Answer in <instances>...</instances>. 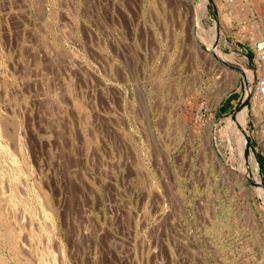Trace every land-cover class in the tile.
<instances>
[{
    "label": "rangeland",
    "instance_id": "374dc122",
    "mask_svg": "<svg viewBox=\"0 0 264 264\" xmlns=\"http://www.w3.org/2000/svg\"><path fill=\"white\" fill-rule=\"evenodd\" d=\"M262 37L264 0H0V264H264Z\"/></svg>",
    "mask_w": 264,
    "mask_h": 264
},
{
    "label": "bare ground",
    "instance_id": "6f19581e",
    "mask_svg": "<svg viewBox=\"0 0 264 264\" xmlns=\"http://www.w3.org/2000/svg\"><path fill=\"white\" fill-rule=\"evenodd\" d=\"M34 1V0H33ZM41 1V0H40ZM30 4V3H29ZM255 6H256V3H255ZM257 6H259V5H257ZM256 6V7H257ZM215 7V6H214ZM259 7H261V6H259ZM232 8V7H231ZM258 8V7H257ZM231 10V9H230ZM240 11V10H239ZM238 12V11H237ZM236 12V13H237ZM241 15V14H240ZM231 20V19H230ZM52 26V25H51ZM52 28V27H51ZM62 28V27H61ZM63 29V28H62ZM257 29V28H256ZM259 33V32H258ZM261 33V32H260ZM251 34V33H250ZM262 34V33H261ZM261 37V36H260ZM261 39V38H260ZM44 42V41H43ZM42 42V43H43ZM46 42V41H45ZM46 45V44H45ZM29 47V46H28ZM40 47V46H39ZM214 49V48H213ZM219 51V50H218ZM56 52H58V51H56ZM220 52V51H219ZM51 53V52H50ZM218 55V54H217ZM231 55V54H230ZM232 57V56H231ZM228 58V57H227ZM22 59V58H21ZM241 59V58H240ZM238 60V59H237ZM223 61V60H222ZM244 61V60H243ZM234 62V61H233ZM237 62V61H236ZM235 64V63H234ZM240 64V63H239ZM230 65H231V63H230ZM245 65V64H244ZM237 66V65H236ZM242 66V65H241ZM238 67V66H237ZM39 68V67H38ZM227 68V67H226ZM247 68V67H246ZM262 68H263V66H262ZM241 69V68H240ZM231 70V69H230ZM261 70V69H260ZM226 71V70H225ZM229 71V70H228ZM240 71H242V70H240ZM230 72V71H229ZM242 73V72H241ZM261 73H262V71H261ZM239 75V74H238ZM237 75V76H238ZM47 76V75H46ZM243 76H244V79L246 80V85H247V91H248V93H247V100H249L250 99V97H251V94H252V89H253V86L255 85V81H256V76L254 75V73H252L250 70H246L245 69V72L243 71ZM242 76V77H243ZM236 79V78H235ZM40 82V81H39ZM50 92H51V90H50ZM60 94V93H59ZM81 94V93H80ZM254 99H255V97H254ZM257 100V99H256ZM258 101V100H257ZM258 104V103H257ZM246 106L247 105H244L243 107H242V111L240 112V113H238V115L235 117V118H233V119H231V125H232V132H233V134H236V133H238V134H236L237 135V140H239V144L241 145V152H242V154L245 156V159H246V157H247V164L249 165V167L251 168H249L251 171L250 172H252V173H250L251 175H252V178H253V181H254V184H255V187H256V190H258L261 194H263L264 195V187L262 186V184H261V182H260V179H259V177H258V175H257V173H258V165H257V162H256V160H255V158H254V155H253V153L251 152V150H250V148L248 147V145H247V137H248V132H247V129H246V126H245V121H246V115H248L247 114V108H246ZM9 107V106H8ZM263 109H262V106L261 105H257V109H256V113L259 115L258 117H260L261 118V120L264 118V113H263V111H262ZM255 111V110H254ZM60 115V114H59ZM82 118V117H81ZM57 119V118H56ZM60 119V118H59ZM11 120V119H10ZM82 121V120H81ZM4 123V122H3ZM8 125V124H7ZM230 125V126H231ZM19 126V125H18ZM230 128V127H229ZM1 132V131H0ZM4 132V131H3ZM232 132H231V134H232ZM235 135V136H236ZM43 137V136H42ZM231 137H232V135H231ZM234 140H236V138L234 139ZM69 147V146H68ZM243 158V157H242ZM244 159V160H245ZM7 165V164H6ZM1 169V168H0ZM2 173H3V171H2ZM1 173V174H2ZM13 174V173H12ZM23 177V176H22ZM251 177V176H250ZM3 178V177H2ZM1 179V178H0ZM4 179H5V177H4ZM2 182V181H1ZM5 184V183H4ZM2 186H4V185H2ZM13 189V188H12ZM15 189V188H14ZM21 189V188H20ZM22 191V190H21ZM15 191H13L12 193H11V196H10V200L11 201H13L14 203L13 204H15V203H18L19 201H20V198L19 197H21L20 195H18L19 193L16 191L15 193H14ZM36 193V192H35ZM90 194V193H89ZM2 197V196H1ZM25 201V200H24ZM28 203V202H27ZM2 204V203H1ZM24 204H26V203H24ZM11 205V204H10ZM22 205H23V203H22ZM21 205V206H22ZM16 206V205H15ZM20 206V205H19ZM28 206V205H27ZM33 207V206H32ZM1 208V207H0ZM4 208V207H3ZM8 208V207H7ZM17 208V207H16ZM13 209V208H12ZM11 209V210H12ZM1 210V209H0ZM33 210V209H32ZM7 211V210H6ZM14 211V210H13ZM28 211V210H27ZM11 212V211H10ZM35 213V212H34ZM3 217V215H2V212L0 211V217ZM6 216V215H5ZM4 216V217H5ZM0 218V223H2V226H3V228H5V226L7 225L6 224V222L4 221V219L3 218ZM27 217V216H26ZM10 218V217H9ZM14 218H16V217H14ZM25 218V217H24ZM44 218V217H43ZM13 218H11V220H12ZM46 220V219H45ZM14 224V223H13ZM12 224V225H13ZM34 224V223H33ZM36 225V224H35ZM7 227V226H6ZM13 231V230H12ZM8 234H7V238H6V241L8 242V244H9V246H10V248L12 249L11 251H13L14 252V254H16V255H19V247H18V244H17V234H15V232H11V233H9V231H6ZM34 237V236H33ZM35 238V237H34ZM31 239H32V237H31ZM30 239V240H31ZM35 240H36V238H35ZM33 241H34V239H33ZM37 241V240H36ZM35 241V242H36ZM45 242H46V240H45ZM58 243V242H57ZM20 244V243H19ZM21 245V244H20ZM22 246V245H21ZM51 247V246H50ZM25 248V247H24ZM61 251V250H60ZM37 254V253H36ZM18 257V256H17ZM20 258H21V256H19ZM24 264V263H23ZM27 264V263H26Z\"/></svg>",
    "mask_w": 264,
    "mask_h": 264
},
{
    "label": "built area",
    "instance_id": "2783aa9c",
    "mask_svg": "<svg viewBox=\"0 0 264 264\" xmlns=\"http://www.w3.org/2000/svg\"><path fill=\"white\" fill-rule=\"evenodd\" d=\"M253 51L255 53V56L257 57V61L263 62L264 61V37L254 42ZM254 93H255V97L258 100L259 104L262 106V109H263L262 111L264 113V75L256 79ZM262 132L264 133V128Z\"/></svg>",
    "mask_w": 264,
    "mask_h": 264
}]
</instances>
